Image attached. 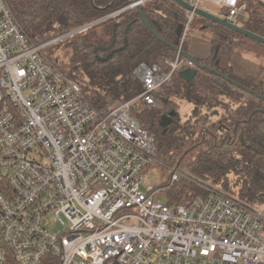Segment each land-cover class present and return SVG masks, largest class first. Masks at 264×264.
<instances>
[{"label":"built area","instance_id":"1","mask_svg":"<svg viewBox=\"0 0 264 264\" xmlns=\"http://www.w3.org/2000/svg\"><path fill=\"white\" fill-rule=\"evenodd\" d=\"M185 1L240 27L252 4L264 8V0ZM195 16L186 11L181 50ZM88 27L37 46L0 0V264H264L255 206L178 167L171 182L193 177L208 197L170 206L141 189L157 150L135 109L157 108L162 87L196 65L181 52L141 64L142 94L98 111L44 52Z\"/></svg>","mask_w":264,"mask_h":264},{"label":"trees","instance_id":"2","mask_svg":"<svg viewBox=\"0 0 264 264\" xmlns=\"http://www.w3.org/2000/svg\"><path fill=\"white\" fill-rule=\"evenodd\" d=\"M7 1L20 27L37 46L89 26L57 42L70 51V58L63 67L56 63L68 79L81 86L98 111L141 95L143 85L134 71L141 64L152 66L175 59L173 47L180 48L187 22L186 11L172 0L141 4L153 31L170 47L150 32L136 8H130L134 0ZM251 8V18L243 28L264 38L263 7L252 4ZM202 30H211L213 36L209 57L197 62L229 81L201 69L195 70L193 79L176 73L161 89L162 107L136 108L135 117L155 137L157 160L179 164L245 204L264 205V101L249 93L264 97V68L235 69V50L253 48L249 39L206 20ZM186 41L182 52L189 53ZM49 48L54 50L53 45ZM257 48L264 50V45ZM177 100L192 105L185 121ZM172 111L176 112L172 124L162 128V117ZM168 196L170 206L190 205L208 197V192L184 180L169 188ZM8 264H14L12 259ZM44 264L56 262L47 259Z\"/></svg>","mask_w":264,"mask_h":264},{"label":"rangeland","instance_id":"3","mask_svg":"<svg viewBox=\"0 0 264 264\" xmlns=\"http://www.w3.org/2000/svg\"><path fill=\"white\" fill-rule=\"evenodd\" d=\"M202 7L213 13H218V9L213 5L204 4L202 5ZM261 11L264 13V8H261ZM205 20L206 19L196 15L195 19L192 21L189 27V32H188V37H187L186 42L188 43L189 54L195 59L200 58V56L204 57V56L210 55L209 47H210V40L212 39L213 33L211 32V30H202ZM244 26L245 25H242V27ZM250 41H251V45H253V48H248L247 50H241V49L235 50L233 59H234V67L236 70L257 71V70H260V68H264V50H259L257 48V45H260V44L252 40ZM53 49L54 50L50 51V48L47 47L44 50L45 53L48 52L46 56L50 60L58 61L59 65L63 67L65 64L68 63V60L70 58V51L65 49L62 43L54 44ZM204 53H207V54H204ZM176 102L178 104L179 115L181 119L185 121L192 110V105L188 102L180 101V100H177ZM161 107L162 106L159 101L158 107L151 108V109L159 110ZM146 108L148 107H145L143 105L138 106L139 110L140 109L143 110ZM178 168H180L182 171L187 172L191 174L193 177H195V175H193L190 171L184 168L182 169L180 165ZM175 169H177V165L171 164L170 162H165L164 160H160V159L157 160L153 165L145 167L141 172V176L143 177V182L141 184L142 191L150 192L153 190H157L158 199L162 201L164 204H168L169 203L168 189L171 188L175 183H178V182H175V183L171 182V176ZM193 177L186 176L181 181H184V180L188 182L191 181L194 184H196L195 183L196 177L195 178ZM202 182L205 183L204 185L209 184L204 181ZM196 186L198 185L196 184ZM255 207L260 211V213L263 215V218H264V205H257Z\"/></svg>","mask_w":264,"mask_h":264},{"label":"water","instance_id":"4","mask_svg":"<svg viewBox=\"0 0 264 264\" xmlns=\"http://www.w3.org/2000/svg\"><path fill=\"white\" fill-rule=\"evenodd\" d=\"M147 0H144V1H138V0H134V3L132 6H130V8H136L140 14V17H141V20L142 22L145 24V26L150 30V32L155 36L157 37L160 41H162L163 43L169 45L170 47H173L171 46L168 42H166L165 40L161 39L154 31L153 29L151 28V26L149 25V23L147 22L143 12H142V9H141V4H143V2H145ZM175 4H177L178 6H180L182 9H184L185 11H191V12H194L197 16L199 17H202L216 25H219V26H222L232 32H235L249 40H252L258 44H261V45H264V38L259 36V35H256L246 29H244L243 27H240L238 25H232L230 23H228L226 20L224 19H221L219 17H217L216 15L212 14V13H209L207 11H204V10H201V9H195L193 8L192 6H190L185 0H172ZM111 48V46L107 47L106 50H109ZM173 49L176 51V52H181V54L187 58L188 60L192 61L197 69H201V70H206L208 71L209 73H212V74H215V75H218L219 78L223 79L224 81H229V79L225 76H223L222 74H219L217 73L215 70L213 69H206L204 66L200 65L197 60L195 58H193L189 53H185V52H182V50L178 47H173ZM113 53H111L105 60H108L110 57H112ZM104 60V59H102ZM182 77L186 78V79H193L194 78V75H195V71L193 70H188V71H185L183 73H181ZM250 94H252L254 97L258 98V99H261L264 101V97L257 94V93H254L253 91H249ZM176 117V112L175 111H172L170 112L168 115H164L160 121V126L162 128H167L168 126H170L173 122V118ZM177 167H179V164L177 165Z\"/></svg>","mask_w":264,"mask_h":264},{"label":"crops","instance_id":"5","mask_svg":"<svg viewBox=\"0 0 264 264\" xmlns=\"http://www.w3.org/2000/svg\"><path fill=\"white\" fill-rule=\"evenodd\" d=\"M209 49H210V47H209ZM204 54H207V53H204ZM209 57V55L208 56H204V57H201L200 56V58H198V59H206V58H208Z\"/></svg>","mask_w":264,"mask_h":264},{"label":"flooded vegetation","instance_id":"6","mask_svg":"<svg viewBox=\"0 0 264 264\" xmlns=\"http://www.w3.org/2000/svg\"><path fill=\"white\" fill-rule=\"evenodd\" d=\"M242 27V26H241Z\"/></svg>","mask_w":264,"mask_h":264}]
</instances>
